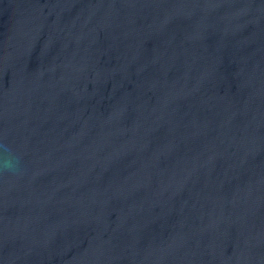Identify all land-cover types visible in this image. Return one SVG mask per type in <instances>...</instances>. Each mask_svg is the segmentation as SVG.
<instances>
[{
	"label": "water",
	"instance_id": "water-1",
	"mask_svg": "<svg viewBox=\"0 0 264 264\" xmlns=\"http://www.w3.org/2000/svg\"><path fill=\"white\" fill-rule=\"evenodd\" d=\"M0 144V264H264V0H0Z\"/></svg>",
	"mask_w": 264,
	"mask_h": 264
},
{
	"label": "clouds",
	"instance_id": "clouds-1",
	"mask_svg": "<svg viewBox=\"0 0 264 264\" xmlns=\"http://www.w3.org/2000/svg\"><path fill=\"white\" fill-rule=\"evenodd\" d=\"M0 148H3L5 153L3 161L0 162V172L14 173L19 166V160L11 154L7 145L0 144Z\"/></svg>",
	"mask_w": 264,
	"mask_h": 264
}]
</instances>
